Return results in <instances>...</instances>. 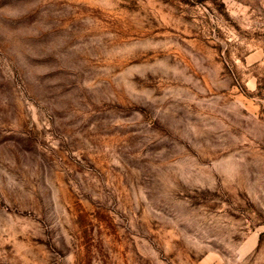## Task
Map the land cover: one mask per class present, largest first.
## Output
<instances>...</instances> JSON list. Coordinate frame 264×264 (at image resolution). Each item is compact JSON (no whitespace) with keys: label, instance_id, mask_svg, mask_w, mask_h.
<instances>
[{"label":"rangeland","instance_id":"374dc122","mask_svg":"<svg viewBox=\"0 0 264 264\" xmlns=\"http://www.w3.org/2000/svg\"><path fill=\"white\" fill-rule=\"evenodd\" d=\"M0 264H264V0H0Z\"/></svg>","mask_w":264,"mask_h":264}]
</instances>
